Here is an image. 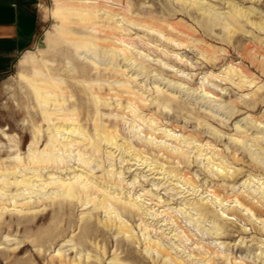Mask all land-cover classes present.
Listing matches in <instances>:
<instances>
[{"label":"rangeland","instance_id":"obj_1","mask_svg":"<svg viewBox=\"0 0 264 264\" xmlns=\"http://www.w3.org/2000/svg\"><path fill=\"white\" fill-rule=\"evenodd\" d=\"M0 264H264V0H39Z\"/></svg>","mask_w":264,"mask_h":264},{"label":"crops","instance_id":"obj_2","mask_svg":"<svg viewBox=\"0 0 264 264\" xmlns=\"http://www.w3.org/2000/svg\"><path fill=\"white\" fill-rule=\"evenodd\" d=\"M38 13L39 0H0V73L8 71L31 44Z\"/></svg>","mask_w":264,"mask_h":264},{"label":"bare ground","instance_id":"obj_3","mask_svg":"<svg viewBox=\"0 0 264 264\" xmlns=\"http://www.w3.org/2000/svg\"><path fill=\"white\" fill-rule=\"evenodd\" d=\"M74 129H75V128H74ZM72 141H73V140H72ZM38 177H39V176H38ZM28 179H29V178H28ZM32 180H33V179H32ZM29 181H31V180H29ZM32 183H33V182H32ZM63 184H64V183H63ZM60 189H61V188H60ZM69 192H70V191H69ZM69 192H68V193H69ZM131 205H132V204H131ZM240 205H241V204H240ZM243 209H244V208H243Z\"/></svg>","mask_w":264,"mask_h":264}]
</instances>
